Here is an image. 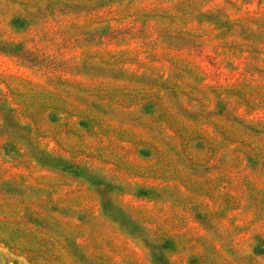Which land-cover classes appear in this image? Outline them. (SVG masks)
Returning a JSON list of instances; mask_svg holds the SVG:
<instances>
[{"label": "rangeland", "instance_id": "obj_1", "mask_svg": "<svg viewBox=\"0 0 264 264\" xmlns=\"http://www.w3.org/2000/svg\"><path fill=\"white\" fill-rule=\"evenodd\" d=\"M0 264H264V0H0Z\"/></svg>", "mask_w": 264, "mask_h": 264}]
</instances>
